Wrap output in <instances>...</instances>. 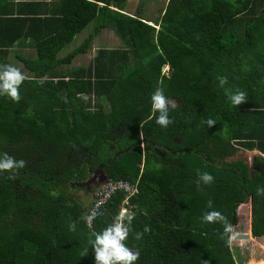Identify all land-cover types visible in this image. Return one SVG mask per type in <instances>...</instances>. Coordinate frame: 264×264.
Instances as JSON below:
<instances>
[{"label":"trees","instance_id":"trees-1","mask_svg":"<svg viewBox=\"0 0 264 264\" xmlns=\"http://www.w3.org/2000/svg\"><path fill=\"white\" fill-rule=\"evenodd\" d=\"M258 2L167 0L151 24L124 13L126 0H0V64L27 76L19 103L0 96V152L27 161L16 180L0 176V264H95L91 247L81 252L113 222L123 194L113 193L88 227L91 201L84 208L67 188L98 165L106 180L137 187L129 198L133 228L150 231L138 241L129 236L128 246L140 250L136 264H237L219 238L222 226L199 219L209 199L234 225L250 196V233L264 239V197L255 195L264 173L234 157L238 147L264 156ZM104 28L122 44L76 64ZM218 76L245 91L247 102L233 107ZM158 86L175 103L167 128L151 112ZM206 118L217 123L207 127ZM260 155L254 164H264ZM197 169L214 176L211 185L198 188Z\"/></svg>","mask_w":264,"mask_h":264},{"label":"clouds","instance_id":"clouds-1","mask_svg":"<svg viewBox=\"0 0 264 264\" xmlns=\"http://www.w3.org/2000/svg\"><path fill=\"white\" fill-rule=\"evenodd\" d=\"M26 74L12 64H0V96L6 97L13 103H19L21 100L20 87L26 81ZM218 86L224 90L230 104L233 107L240 106L247 102V93L243 90L236 89L234 92L225 86L228 84L227 76L217 77ZM42 85L43 80L39 81ZM151 112L155 117V123L161 128H167L173 123L170 117V110L175 108V103L166 95L164 88L158 86L153 91L151 97ZM207 127L214 126L217 121L211 118H206L202 121ZM27 167V161L16 159L7 152H0V176H5L8 180H16L20 171ZM214 181V176L209 172H201L197 169V186L211 185ZM255 195L264 197V186H257ZM205 208L202 212L200 221L202 224L211 225L219 224L222 226V231L219 233V238L231 246L238 238V233L234 230L233 225L228 218L214 207L212 199L207 200ZM102 212L95 210L87 217L89 222L94 221ZM135 212L128 209L121 210L114 218L113 222L109 223L100 232L94 235L93 239H89L81 257L88 254L91 247L95 264H136L140 257V250H133L128 246L127 241L129 236L134 240L143 239L144 234L150 231L149 226H145L143 231H135L133 221ZM69 231H76V222L73 221L68 225Z\"/></svg>","mask_w":264,"mask_h":264},{"label":"rangeland","instance_id":"rangeland-1","mask_svg":"<svg viewBox=\"0 0 264 264\" xmlns=\"http://www.w3.org/2000/svg\"><path fill=\"white\" fill-rule=\"evenodd\" d=\"M167 0H127V4L124 7V13L129 15H136L144 18L151 24H156L157 18L160 16L162 9ZM90 28V24L85 27L79 33H86ZM155 28L157 26L155 25ZM106 31L101 34V38L96 40L97 47H118L122 43L120 42L118 36L110 28H104ZM77 33L73 40L67 44L65 47H73L77 44L79 36ZM77 36V37H76ZM161 71L167 74L168 67L166 65L161 67ZM256 155H260L256 150H246L238 147L237 151L234 153V157L242 158L247 164L248 169L251 171L254 167L264 173V164L257 162L254 164V158ZM261 156V155H260ZM264 159V156H261ZM95 168L89 170L88 176L92 175ZM106 177L103 175L102 171L99 170L97 175L93 178L90 183L85 185H80L74 188L69 186L67 191L74 196V198L81 203V205L86 208L90 203L93 192L96 188L104 183ZM250 212L248 201L240 204L236 209V219L233 225L234 230L239 233L249 232L250 229ZM251 234V233H250ZM250 239H237L229 249L231 251L232 257L237 264H259L260 260L264 259V239L262 237H252ZM239 240V241H238Z\"/></svg>","mask_w":264,"mask_h":264},{"label":"built area","instance_id":"built-area-1","mask_svg":"<svg viewBox=\"0 0 264 264\" xmlns=\"http://www.w3.org/2000/svg\"><path fill=\"white\" fill-rule=\"evenodd\" d=\"M115 192H122L123 198L121 204L118 208V213L123 209H128L131 211V205L129 203L130 196L137 192V187L135 184H131L125 180H105L104 183L99 185L93 192L91 203L84 214V222L90 227L91 222L88 221L87 217L91 212L98 210L104 205L106 200ZM117 213V214H118Z\"/></svg>","mask_w":264,"mask_h":264},{"label":"crops","instance_id":"crops-1","mask_svg":"<svg viewBox=\"0 0 264 264\" xmlns=\"http://www.w3.org/2000/svg\"><path fill=\"white\" fill-rule=\"evenodd\" d=\"M127 4V0H126V3H125V5ZM260 6L261 7H264V3H262L261 4V2H258L257 4H256V8H258V9H260ZM103 31H106V29H102L92 40H91V43H90V45H91V47L86 51V52H84V53H81V54H79V55H77V56H75L74 57V60H75V63L76 64H80V63H87L88 62V60L94 55V51H95V49L96 48H98L96 45H98V44H96V40L97 39H99V38H101V34L102 33H104ZM87 35V32L86 33H79L77 36H79V39H78V42H77V44H75L73 47H64L62 50H61V52H60V55H63V54H65L66 52H68L69 50H71L72 48H74L75 46H77L80 42H81V40L85 37ZM76 36V37H77ZM73 38H74V36H73ZM73 38H72V40H73ZM71 40V41H72ZM70 41V42H71ZM96 44V45H95ZM67 67L69 68V65H64V68L65 69H67ZM250 236H251V234H250ZM260 237V236H259Z\"/></svg>","mask_w":264,"mask_h":264},{"label":"water","instance_id":"water-1","mask_svg":"<svg viewBox=\"0 0 264 264\" xmlns=\"http://www.w3.org/2000/svg\"><path fill=\"white\" fill-rule=\"evenodd\" d=\"M99 170H101V165H98L92 172V175L89 176L85 181H83L82 183H80L79 185H85L87 183H90L93 178L97 175V173L99 172ZM250 202H251V198L249 196V200H248V205L250 207ZM250 235V229L249 232L246 233H239L238 238L237 239H248Z\"/></svg>","mask_w":264,"mask_h":264}]
</instances>
